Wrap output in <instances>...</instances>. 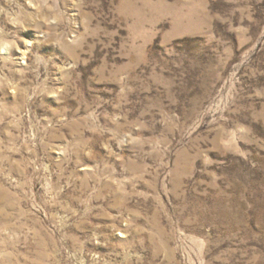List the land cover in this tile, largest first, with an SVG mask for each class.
<instances>
[{"label":"rangeland","instance_id":"374dc122","mask_svg":"<svg viewBox=\"0 0 264 264\" xmlns=\"http://www.w3.org/2000/svg\"><path fill=\"white\" fill-rule=\"evenodd\" d=\"M0 264H264V0H0Z\"/></svg>","mask_w":264,"mask_h":264}]
</instances>
